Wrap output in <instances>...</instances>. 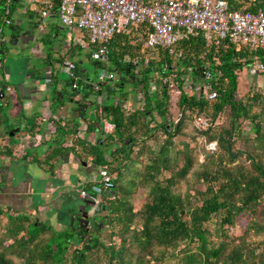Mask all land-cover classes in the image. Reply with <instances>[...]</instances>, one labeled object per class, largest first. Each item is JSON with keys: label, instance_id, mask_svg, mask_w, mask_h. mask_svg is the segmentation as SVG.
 Wrapping results in <instances>:
<instances>
[{"label": "trees", "instance_id": "trees-1", "mask_svg": "<svg viewBox=\"0 0 264 264\" xmlns=\"http://www.w3.org/2000/svg\"><path fill=\"white\" fill-rule=\"evenodd\" d=\"M229 1L232 8L247 10L264 2ZM21 3L0 0L3 59L9 52L5 29L16 28L14 13ZM36 3L41 15L44 10L59 15L58 0ZM150 28L146 23L117 33L108 43L107 63L91 57L116 74L117 84L103 82L97 90L76 62L79 88L72 96L83 88L85 99L65 124H55L57 131L76 135L72 148L80 147L99 169L108 166L114 177L113 193L102 196V223L110 227L111 240L101 236L103 228L93 232L75 224L57 230L32 214L0 205V264H264V89L256 86L244 99L237 97L240 72L255 57L264 63V45L230 39L208 43L204 32L187 33L172 53L146 44ZM84 39L91 50L97 48L86 31ZM73 82L68 79L71 87ZM206 82L217 96L202 89ZM127 83H133L138 98L142 95L136 108L127 103L126 92L123 99L117 97ZM98 95H104L102 105L92 97ZM92 104L95 112L83 138L79 116L85 119L84 108ZM105 120L115 129L97 139ZM12 152L0 148L2 154ZM184 181L190 183L186 193L180 189ZM94 183H86L85 190ZM142 189H148L149 198L135 209L131 199ZM239 225L242 234H233Z\"/></svg>", "mask_w": 264, "mask_h": 264}, {"label": "crops", "instance_id": "crops-1", "mask_svg": "<svg viewBox=\"0 0 264 264\" xmlns=\"http://www.w3.org/2000/svg\"><path fill=\"white\" fill-rule=\"evenodd\" d=\"M35 7L27 2L19 5L14 13L16 31L24 18L30 17V22L47 35L53 33V29H56L58 36L64 32L65 26L58 25L62 22L53 10L41 16L49 18L48 25H44L41 18L32 20L31 15L38 12ZM70 29L75 30L78 36L71 35L69 43L83 47L80 40L85 38V30ZM18 38L21 42L12 48L8 41L16 37L13 35L10 40L5 36L4 40L11 50L4 55V59L0 48V83L11 86L13 90L0 105L3 108L0 148L13 151L11 155L0 153V205L11 207L12 211L32 214L55 229L63 230L62 226L68 229L70 216L78 209L77 200L82 197L81 190L86 183L97 182L100 176L99 167L92 162V158L86 157L80 147L72 148L76 135L68 130L57 131L55 124L60 121L54 117L64 116L61 122L65 124L78 102L84 101L85 91L81 88L72 96L69 78L59 79L54 72H58L59 64L63 63L68 73L66 62H79L81 73L93 85L87 68L91 53L89 50L88 58H82L76 57L81 50H71V47L43 50L32 28L19 33ZM90 106L84 108L88 112L85 119L79 116L82 120L79 133L83 138L87 136V119L92 118L96 108ZM46 113L55 119L52 125L42 119ZM17 127H20L19 132L11 136V131ZM35 134L41 136L39 141L32 140ZM60 148L63 152L59 157L54 156Z\"/></svg>", "mask_w": 264, "mask_h": 264}, {"label": "built area", "instance_id": "built-area-1", "mask_svg": "<svg viewBox=\"0 0 264 264\" xmlns=\"http://www.w3.org/2000/svg\"><path fill=\"white\" fill-rule=\"evenodd\" d=\"M31 3L43 2L50 4V0H28ZM59 17L69 28H78L88 33L90 41L97 44V48L90 50L91 57L104 63L109 61L110 40L120 32H129L130 27L149 24L150 31L146 37V44L151 47H166L174 52V45L184 36L204 32L208 43L227 39L235 43L252 46L264 45V2L256 10H247L245 7L234 9L229 0H58ZM246 1V0H242ZM264 1V0H263ZM49 10H44L47 15ZM7 23H11L7 19ZM1 38V30H0ZM260 60L259 57H255ZM70 79H74L72 91L79 88L78 75L75 71L76 62H66ZM259 70L264 72V63L260 60ZM208 77L211 73L204 71ZM116 74L103 68L99 73V82L93 83L97 90L102 88L103 82L115 79ZM264 89V81L258 86ZM203 90L211 97L217 96L211 92L210 83L203 85ZM11 86L0 83V103L11 93ZM97 102L102 105L104 95H98ZM58 120L64 116H56ZM44 121L49 125L54 122L48 113L44 114ZM207 123V121H204ZM115 124L105 120L102 132H97V139L104 132L111 133ZM41 136L35 134L32 140L39 141ZM72 142V140H70ZM72 144V143H71ZM216 147V142L210 144ZM99 180L93 184L92 190L96 205L103 206L102 196L113 193L115 188L114 177L108 166L99 169ZM82 197L87 194L85 187L81 190Z\"/></svg>", "mask_w": 264, "mask_h": 264}, {"label": "rangeland", "instance_id": "rangeland-1", "mask_svg": "<svg viewBox=\"0 0 264 264\" xmlns=\"http://www.w3.org/2000/svg\"><path fill=\"white\" fill-rule=\"evenodd\" d=\"M22 2H24L26 4V2L28 4H31L32 6H36V9L39 10V5L38 3H29L28 0H22ZM41 12H35L34 13V18L35 21H37L39 18L42 19L44 25H48L49 23V18L47 16H44L43 18L41 17ZM33 20V17L31 18ZM62 22V21H61ZM59 26H63L64 23H58ZM65 26V30L64 32H62L61 35H56V29H53V33L50 34H45L41 29L37 28V26L35 25V23L30 22V17H25L23 22L21 23L20 29L18 31H16L14 28L8 26L6 28V38L10 39L13 35L14 37H16V39H13V43H11L10 41H8L9 45H11L12 48H14L15 46L19 45V42H21V39L18 38V34L21 32H25L29 29H33L34 30V34H36V37L39 38V41L41 42V48H43V50H63L66 48H70L72 43H69V40L71 39V35H74V37L78 36L75 30H71L68 26ZM11 40V39H10ZM18 41V42H17ZM83 42V47H76V49H72V50H81L80 53H78L76 55V57H82V58H88V51L91 50L90 49V44L87 42L86 39H82L80 40V42ZM8 43L6 42V46L8 45ZM37 43V42H36ZM73 45V44H72ZM10 48V46H8ZM11 50V49H9ZM58 58V57H57ZM89 62L88 63V70L91 76V80H93V82H99V73L100 71L103 69L99 66H97V64L95 63V60L93 59H88ZM259 66H260V60H255V62L252 65H249L247 67H245V69L240 72V76H239V87H238V91H237V97L238 99H244L247 95L248 92L251 91V89L253 87L256 86H260V84L264 81V74H262L259 70ZM58 75L59 79L63 78V79H68L69 78V74L65 71L64 68V64L61 63L59 64V69L58 72H54ZM110 84H117V79L115 80H110L108 81ZM200 83V82H199ZM133 83H127L125 88H122V91L118 92V99H123V95L122 92H126L127 93V98L126 101L129 104H132L134 108L140 106L139 104V98H138V93L133 89ZM191 91V90H190ZM174 94V93H172ZM142 96V95H141ZM140 96V98H141ZM94 99H97L96 96H92ZM95 107V104H92L90 107ZM91 110V108H89V111ZM171 111H173L174 113L177 111V106L174 104V101H172V105H171ZM199 150H200V161H203L205 158V155L202 152V148L204 145V139L202 137H200L199 139ZM193 145H195L196 143L193 142ZM183 192H187V190H190V183L187 181L182 182V187L180 188ZM149 198V192L148 189H142L140 190L132 199L131 202L133 204V207L135 209H140L144 206V204L147 202ZM103 216V215H102ZM102 216H99V219H102ZM7 218L5 217L4 221H6ZM243 221H246V219L244 218ZM62 228H64L63 230H67L65 229L64 226H62ZM71 228V227H69ZM57 230H62V229H57ZM243 232V227L242 226H236L233 228L232 233L235 235H240ZM101 236L106 239L108 242L111 240V229L108 225H104L103 226V231L101 232ZM16 262L20 263V259L17 258V256L12 255L11 256Z\"/></svg>", "mask_w": 264, "mask_h": 264}, {"label": "flooded vegetation", "instance_id": "flooded-vegetation-1", "mask_svg": "<svg viewBox=\"0 0 264 264\" xmlns=\"http://www.w3.org/2000/svg\"><path fill=\"white\" fill-rule=\"evenodd\" d=\"M83 209H90L91 207H89L88 204H85V207L82 206ZM92 210H90L91 215L88 217V222L83 219V215L82 212L79 211V209L75 210V212L73 213L72 216L76 217V221L75 224H79L80 226L82 225H87L85 226L86 229H88L89 231H93L96 232L99 228H103L104 224L102 223V219H99V216L104 215V211L102 207H98L97 205L92 206ZM70 227V222L69 225ZM83 227V226H82Z\"/></svg>", "mask_w": 264, "mask_h": 264}, {"label": "water", "instance_id": "water-1", "mask_svg": "<svg viewBox=\"0 0 264 264\" xmlns=\"http://www.w3.org/2000/svg\"><path fill=\"white\" fill-rule=\"evenodd\" d=\"M1 65V62H0ZM20 127L15 128L14 130L11 131L10 135L13 136L15 135L17 132H19ZM77 207L79 209L80 212H82L83 215V219H85L88 222V217L91 215L90 210H92V206L96 205V200L93 196L92 193L87 192V194L84 197L78 198L77 200ZM85 204H88L89 207H91L90 209H83L82 206L85 207ZM185 213V211H183V214ZM71 217V216H70ZM75 221H76V217L72 216L70 218V225H75ZM83 227L87 226V225H82ZM90 242H93V238H90ZM91 244H88L87 248H90Z\"/></svg>", "mask_w": 264, "mask_h": 264}]
</instances>
